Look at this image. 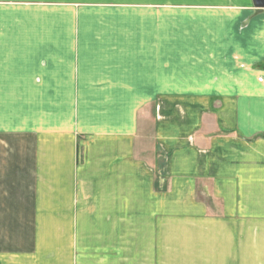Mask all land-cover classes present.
Listing matches in <instances>:
<instances>
[{
    "label": "crops",
    "instance_id": "obj_1",
    "mask_svg": "<svg viewBox=\"0 0 264 264\" xmlns=\"http://www.w3.org/2000/svg\"><path fill=\"white\" fill-rule=\"evenodd\" d=\"M58 1L0 0V264H264V39H134L148 8ZM140 92L204 106L158 112L150 159Z\"/></svg>",
    "mask_w": 264,
    "mask_h": 264
},
{
    "label": "rangeland",
    "instance_id": "obj_2",
    "mask_svg": "<svg viewBox=\"0 0 264 264\" xmlns=\"http://www.w3.org/2000/svg\"><path fill=\"white\" fill-rule=\"evenodd\" d=\"M54 1V2H51ZM87 2H93V3H120V4H130L132 6H128L136 8V9H144L148 8L144 11H129L128 13H124V15H128V17H134L135 18V25L142 24V21H144L145 25L148 27L147 30H143L141 33L137 31L134 35V39H202L201 33H204V31H207L209 33H212L213 39H264V16L261 18H258L255 22H249L247 19V15L251 12L246 9V7L240 9H236L233 0H224L225 3H230V6L228 8H223L221 10H208V9H202L198 5H202V3L205 2V0H85ZM222 0H219L218 2H221ZM58 0H50V4L57 3ZM183 4V5H182ZM186 7H192V8H185ZM235 5V6H234ZM199 7L198 9L196 7ZM241 6V5H240ZM238 6V7H240ZM183 7L189 11L192 15L195 16L196 21L190 22V16L185 17L186 19L189 18V20L183 21L181 24L179 20L180 18H183L181 15L182 13H185L187 11H180V8ZM143 14V16L141 15ZM178 14L180 17L177 18L175 15ZM55 15H59V17H62L61 14L56 13ZM93 16L95 18H100L97 13H88L86 14V18H89V16ZM107 17H110V13L104 14ZM114 15V14H113ZM187 15V14H186ZM214 15L215 18L212 16ZM138 16H142V20L138 18ZM185 16V15H184ZM214 18V24H209L208 19ZM205 20V22L203 21ZM59 22H62V20H58ZM224 22V23H223ZM53 24L56 26L62 27L64 25L54 22ZM180 28H183V33L178 35V30ZM149 29V30H148ZM201 32V33H200ZM181 35L188 36L187 38L181 37ZM157 36V37H155ZM211 39V38H210ZM168 41H166V44ZM164 45L165 48L168 49L166 53L171 52L173 50L172 44ZM264 46V44H263ZM87 48V47H86ZM263 52H264V47ZM260 52V54H259ZM257 54L259 56L262 55V50L259 51ZM252 55L249 53V56ZM256 59L255 57H248L246 59L247 62L253 61ZM181 60H171L170 57L167 56L166 58V65L167 68L170 70V73L163 77V82L166 84L167 91L170 89V84L175 83L178 81L176 72H177V65H180L179 62ZM186 62V60H185ZM184 63V61H183ZM180 67V66H179ZM255 70H262L264 71V59L256 63L253 67ZM184 72V71H183ZM186 74V71H185ZM195 76L193 75H187L186 77L188 80H193ZM140 95H136V98L132 97L131 95V101L134 102L135 106L143 102L144 100H147L148 98L154 96L155 94L161 95V107L157 106V103L155 101L151 102L147 106H144L136 111L135 116V141L134 146L136 150V158H151L152 154V147L153 142L155 140L154 136V125L155 120L158 112L163 113V115H169L174 113V107L175 105H179L184 107L185 110L188 112H192L195 110L196 106L202 107L203 104L199 105H192L193 100L191 99H173L170 97L163 96V92H152L150 96L144 98L139 97ZM167 94H174V92H167ZM59 94H56L55 100L59 101L58 98H56ZM188 103V104H186ZM204 107V106H203ZM187 112V113H188ZM194 114V112L192 113ZM91 126L94 125V123H89ZM88 124V125H89ZM197 194V193H196ZM199 194V193H198ZM203 194H207L206 190ZM251 194V193H248ZM62 255L61 253H57ZM66 255H70L69 253H66ZM25 260H20V262H24ZM28 261V260H27ZM25 261V262H27Z\"/></svg>",
    "mask_w": 264,
    "mask_h": 264
},
{
    "label": "water",
    "instance_id": "obj_3",
    "mask_svg": "<svg viewBox=\"0 0 264 264\" xmlns=\"http://www.w3.org/2000/svg\"><path fill=\"white\" fill-rule=\"evenodd\" d=\"M252 4L256 9H264V0H252Z\"/></svg>",
    "mask_w": 264,
    "mask_h": 264
}]
</instances>
